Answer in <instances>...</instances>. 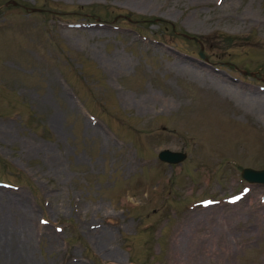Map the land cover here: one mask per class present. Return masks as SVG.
Wrapping results in <instances>:
<instances>
[{
    "label": "rangeland",
    "instance_id": "obj_1",
    "mask_svg": "<svg viewBox=\"0 0 264 264\" xmlns=\"http://www.w3.org/2000/svg\"><path fill=\"white\" fill-rule=\"evenodd\" d=\"M244 168L264 0H0V264H264Z\"/></svg>",
    "mask_w": 264,
    "mask_h": 264
},
{
    "label": "water",
    "instance_id": "obj_2",
    "mask_svg": "<svg viewBox=\"0 0 264 264\" xmlns=\"http://www.w3.org/2000/svg\"><path fill=\"white\" fill-rule=\"evenodd\" d=\"M197 40V38H194ZM200 57L206 59V55L203 54L202 49L199 51ZM186 154L179 151H171V150H161L158 153V158L162 161L168 163H180L181 160L185 158ZM241 175L248 182L255 183H263L264 184V169H252V168H244L242 169Z\"/></svg>",
    "mask_w": 264,
    "mask_h": 264
},
{
    "label": "bare ground",
    "instance_id": "obj_3",
    "mask_svg": "<svg viewBox=\"0 0 264 264\" xmlns=\"http://www.w3.org/2000/svg\"><path fill=\"white\" fill-rule=\"evenodd\" d=\"M192 73H194V74H196V72L195 71H193V70H191V74ZM198 75H199V77L200 76H202V75H200V73H198ZM225 86V85H224ZM224 86H222L221 85V87L222 88H228V87H224ZM229 89V88H228ZM242 94H245L244 92H241ZM246 95V94H245ZM6 205H9V206H7V207H3L4 209H8L9 210V212L8 213H10L11 215H12V209L13 208H11V206L12 205H17V206H25L24 204H22V203H19L18 201H16V200H14V199H12V200H10L9 202H7V204ZM10 208V209H9ZM21 208H23V207H21ZM20 209V208H19ZM24 210H23V212L24 213H27L28 211L25 209V208H23ZM14 210V209H13ZM17 212V211H16ZM16 212H14V213H16ZM7 214V213H6ZM2 218V217H1ZM11 218V217H10ZM20 218V217H19ZM4 219V218H3ZM8 220V219H7ZM31 219L29 218V216H24V218H22V220H21V227H22V231H24L23 232V235H24V238L26 239V242H27V244H29V241H28V239H29V233H28V231L31 229V227H32V225H31V221H30ZM5 221V220H4ZM13 221V220H12ZM19 225H20V223H19ZM16 226V225H15ZM14 227V226H13ZM2 228H3V226H2ZM19 231H21V230H19ZM31 231V230H30ZM17 232V231H16ZM28 233V234H27ZM9 234V233H8ZM14 236V235H13ZM7 239V238H6ZM30 253V252H29ZM23 258V257H22Z\"/></svg>",
    "mask_w": 264,
    "mask_h": 264
}]
</instances>
